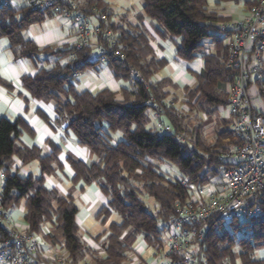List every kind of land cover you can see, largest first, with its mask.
<instances>
[{
    "label": "clouds",
    "instance_id": "1",
    "mask_svg": "<svg viewBox=\"0 0 264 264\" xmlns=\"http://www.w3.org/2000/svg\"><path fill=\"white\" fill-rule=\"evenodd\" d=\"M182 2L0 0V95L23 106L18 117L0 106V127L19 126L22 133L34 137L29 123L32 109L46 105L48 111L40 112L43 121L54 130L63 129L59 137L53 134L41 147L19 145L20 158L31 163L16 179L21 185L31 184L24 199L35 198L37 189H48L44 207L55 214L52 219L69 209L64 215L73 232L70 196L79 193L82 185L93 191L102 189L106 200L116 206L131 199L130 190L143 193L161 161L172 162L165 160L170 156L179 157L176 163L181 165L190 161L191 171L200 169L201 179L217 168L221 172L250 168V187L264 188V78L253 79L257 72L264 76V57L256 71H251L257 64L255 56L247 72L242 66L234 67L235 60L225 64L212 53L219 51L216 45L225 41L231 29L193 23L197 16L227 18L235 10L238 15L233 26L247 17L258 22L248 28L253 32L264 28V0H248L247 4L245 0H220L219 6L213 0H193L198 8L191 17L183 16L179 8ZM175 13L179 15L171 19ZM54 24L60 28L56 42L41 44L33 38ZM227 42L231 44L230 39ZM158 46L167 49V55H162ZM174 63L189 67L187 85L174 79ZM193 63L201 65L199 71H191ZM101 70L110 73L116 86L85 87L84 78L99 75ZM233 79L235 83L228 82ZM252 89L255 96L249 95ZM224 136L239 137L240 142L225 145L221 141ZM68 141L86 149L87 158L69 152ZM196 145L208 159H193ZM220 155L224 159H216ZM7 163L11 165V161ZM41 167L63 184L59 191L51 190L50 182L37 179L42 177ZM29 170L34 172L31 178ZM15 171L11 165V172ZM11 172L0 169V199L5 192L18 194L16 187L9 192L5 185L4 177H11ZM241 191L247 193V189ZM246 199L247 195L240 197L241 201ZM236 214L243 215V210ZM194 231L196 235L188 237L193 241L201 229ZM258 232L262 234H250L229 245L231 259L223 264H264V230ZM76 234L83 237L82 231ZM119 238L117 233L115 239ZM21 240L24 243L17 257L30 250L35 253L31 237L15 230L9 240H0V250L6 253L11 241L20 245ZM86 255L100 264L96 254ZM28 258L48 264L34 255ZM62 258L66 259L61 255L57 264ZM10 264H19V260Z\"/></svg>",
    "mask_w": 264,
    "mask_h": 264
},
{
    "label": "trees",
    "instance_id": "2",
    "mask_svg": "<svg viewBox=\"0 0 264 264\" xmlns=\"http://www.w3.org/2000/svg\"><path fill=\"white\" fill-rule=\"evenodd\" d=\"M214 2L219 6L220 0H214ZM245 3L247 4L248 0H245ZM202 6L203 5H200V7ZM179 8L183 16L191 17L196 15L198 6L193 3V0H183V2L179 4ZM178 15L179 13L173 14L171 19H176ZM222 19L223 18L208 20L197 16L196 19L193 20V23H203L205 25L211 23L213 27L217 28V23L219 21L221 22ZM222 46V42L217 44L216 47L219 48V51L214 52L212 55L219 56L220 60L225 63L226 50ZM232 81L233 80H230L228 82L231 83ZM221 131H223V129H221ZM20 135L21 131L19 126L0 127V169L11 172V165L14 163V158L20 160L22 165L31 162L25 163L19 156V152L21 151L19 148ZM225 140H228V142H225ZM221 141L226 145L235 141V139L234 137L224 136L221 137ZM188 147L191 149L193 146L188 145ZM222 151L223 149H221V152ZM201 156L208 159L207 154L200 149L199 145H196L193 159H199ZM168 159H171L172 162L167 163L161 161L158 165L159 171L152 176L150 183L144 185L143 193L130 190L131 199L124 200L116 206H113L111 202L107 201L106 206L97 213L96 218L101 220V224H105L112 214L119 215L121 219L119 223H110L107 231L94 239L102 255L99 254L98 250L89 246L84 240L83 244L80 243L82 238L76 234L79 232V226L76 222L78 208L74 204L72 195L70 196V200L72 201V208L74 209L73 220L76 228L75 232L71 230L69 220L64 215L69 209H64L60 216L52 219L51 217L55 214L48 212L44 207V202H46L45 194L49 191L48 189H45L44 192H40V190L37 189L35 198L29 196L27 199H24L27 195V189L31 187V184L29 182L25 185H21L20 180L16 179V177L19 176L17 170L11 172V177L5 176L4 180L5 185L8 187V191L10 192L11 187H16L18 194L13 196L5 192L0 201L1 209L2 212L10 215V213L19 206H23V223L27 226L28 232L35 236H41L48 246L63 251V254L66 255L65 257L71 259L74 263L96 264V260L86 255V253H94L96 254V259L100 261V264H125L129 260V256L133 252V248L139 237L142 238L147 247L157 252L159 251L158 249H160L161 245L158 241V236L162 228L173 219L175 202H184L189 196L187 187L181 186L177 179L170 180L161 173L160 167L163 164H170L173 166L180 179H184L189 184H193L196 187L206 185L214 175L219 173V168H217L207 177L201 179L203 174L200 169H196L193 173L191 171L192 165L190 161L181 165L176 163L179 157L173 158L170 156L165 158V160ZM216 159L218 158L216 157ZM7 161H11V165L7 163ZM40 171L42 177H38L37 179L43 183L44 175H53L52 173L45 172L43 167L40 168ZM28 177L31 178L32 175H28ZM85 184H87V182H85ZM51 190L55 191L54 189ZM100 192L104 197L107 196V193L102 189ZM144 198L150 199L154 204L152 209L144 201ZM245 205L247 209H257L259 213L249 221L241 224L232 223L230 225L233 233L237 232L239 229L244 230V235L237 238V241L247 239L250 234L253 236L262 234L258 231L264 230V189L247 198ZM49 207H51L50 204ZM57 212H60V209H57ZM62 217L63 222L61 221ZM65 225L69 226L65 227ZM44 227L49 229V233L46 235L43 234ZM195 227L206 231L202 246L208 264H223L225 260L231 259L227 249L229 245L236 241L234 236H232L233 234H231L230 230H228L222 222L212 219L206 223H198ZM117 233H119V239H115ZM105 234L106 236L101 240L102 236ZM6 238V231L0 227V240H6ZM85 245L87 246L85 247ZM77 258L79 259L77 260Z\"/></svg>",
    "mask_w": 264,
    "mask_h": 264
},
{
    "label": "built area",
    "instance_id": "3",
    "mask_svg": "<svg viewBox=\"0 0 264 264\" xmlns=\"http://www.w3.org/2000/svg\"><path fill=\"white\" fill-rule=\"evenodd\" d=\"M233 20L231 19L217 25L218 29L222 31H231L228 33L225 41L222 42L224 49L226 50L225 64L229 59L235 60L234 67H243L245 71H249L248 65L251 63L253 56L256 57L257 64L251 71H256L259 68L262 57H264V28L256 29L253 32H249L248 28L252 23H258L256 21L248 20L245 17L243 20L237 21L233 26ZM251 37V39H249ZM231 40V44L227 40ZM247 44V47H245ZM259 54V55H257ZM244 60V64L241 65L240 61ZM264 71V70H262ZM236 75H239L237 71ZM256 78H264L261 76V72H257ZM231 83H235V79ZM250 96L256 95V90L252 89L249 93ZM259 121H257L258 123ZM231 127V125L229 126ZM235 141L239 143V137H234ZM228 142V140H225ZM218 159H224L223 155L217 157ZM259 159V158H257ZM264 168V166H261ZM250 168H238L235 170H225L214 175L206 185L202 187H196L193 184H189L186 180L178 178L181 186L187 187L189 196L184 202L176 201L174 204V217L169 221L158 236V241L163 251L162 256H154V264H208L205 252L203 250V240L206 235V231L201 230L200 235L195 241L188 239V237L195 236L196 224L206 223L212 219L220 221L224 225H231L232 223H244L249 221L253 217L257 216L259 211L257 209L250 210L246 208L245 201L240 200V197L247 195V198L253 196L256 192L264 189H255L250 187L253 181L249 179L248 173ZM241 188L247 189V193L241 191ZM227 189H235V191H227ZM1 201V199H0ZM240 210H243V215H237ZM10 215L2 212L0 205V227L6 231V240H9L13 230L18 235L27 234L31 237V243L35 249V253L31 250L28 253H24L16 256V253L20 251V246L23 245V240L20 241V245H17L15 241H11L7 245V252H0V261L9 262L13 259H18L19 264H38V259H29V255H34L40 260L48 261V264H57V258L60 254L53 256H47L43 253L41 242H39L35 235L28 232L27 226L24 224L20 228L10 226ZM49 233V229L44 227L43 234ZM197 249V251H193ZM42 254V255H40ZM65 257V256H63ZM203 257V258H202ZM153 261V260H152ZM59 264H82L74 263L71 259H61Z\"/></svg>",
    "mask_w": 264,
    "mask_h": 264
},
{
    "label": "crops",
    "instance_id": "4",
    "mask_svg": "<svg viewBox=\"0 0 264 264\" xmlns=\"http://www.w3.org/2000/svg\"><path fill=\"white\" fill-rule=\"evenodd\" d=\"M225 11H228V9H225ZM233 11V15L227 17V20L229 19H236L238 14L234 15L235 10ZM34 39H36L41 44H49L56 42L60 38V28L58 25L54 24L47 32L45 33H38L35 34ZM158 51L161 52L162 55H167V49L163 48L162 46H158ZM201 65L199 63H193L191 64V71L196 72L199 71ZM19 69H17L18 71ZM172 74L176 81L181 82L185 85L189 83V81L186 79V77L189 74V67L187 65H184L182 63H174L172 65ZM85 87L87 88H95L98 86H109L114 87L115 82L111 78L110 73H105L103 71L100 72L99 75L92 74L91 76H86L84 80L82 81ZM0 106H3L7 108L9 113L16 114L17 117L19 116V113L23 111V106H18L16 102L12 101L8 96L6 95H0ZM32 111L34 112V115H32L29 119V123L31 126L32 131L35 133V136L33 137L31 134H25L21 132V135L19 136V143L24 144L27 146V144H33V147H41L43 144L47 143L50 136L53 134H56L58 137L61 133H63V129H53L48 126L46 122L43 121L42 116L40 115L41 111H48L47 106H40L36 105L33 107ZM33 140L38 141V143H33ZM67 143V149L69 152H78L82 157L85 159L87 158V151L86 149L80 147L79 145L73 144L70 141ZM18 159L14 158V163L16 170L20 174L21 169L27 168L28 164L22 165L20 162L19 164L16 163ZM31 163V162H30ZM28 175H34V172L29 170L27 172ZM44 183L50 182L52 189L55 191H59L60 188L63 187V184H60L56 177L54 175L52 176H43ZM74 204L78 208V213L76 215V220L78 218L77 224L78 226L81 223L86 222L88 218H90L92 212L98 210V212L107 204L106 197L102 195V193L99 191H93L90 187H85L84 185L81 186V189L79 193L72 194ZM97 212V213H98ZM97 213L94 215V219L99 221L101 223V220L96 218ZM23 216H24V207L19 206L16 210L12 211L10 213V223H14L18 225L20 228L24 225L23 223ZM10 224V225H11ZM80 230V229H79ZM107 230H103L102 233L96 234L94 237L88 236L87 241H85L89 246H91L93 249L98 250L99 254L102 255V252L99 249V246L97 243H95L94 239L102 235ZM107 234V233H106ZM102 236L101 240L106 236ZM38 237V238H37ZM37 240L41 242L42 249L44 250L43 253L47 256H53L56 254H60V250H56L55 248H52L46 244V242L41 238V236H36ZM140 246V245H139ZM142 247L146 248V244L142 242ZM146 246V247H145ZM53 252V253H50ZM135 253H132L129 256L128 264H154L152 262L153 258L146 260V262L142 259V256L140 257L141 253L139 255ZM126 264V263H125Z\"/></svg>",
    "mask_w": 264,
    "mask_h": 264
},
{
    "label": "rangeland",
    "instance_id": "5",
    "mask_svg": "<svg viewBox=\"0 0 264 264\" xmlns=\"http://www.w3.org/2000/svg\"><path fill=\"white\" fill-rule=\"evenodd\" d=\"M213 2H214V0H213ZM215 3V2H214ZM235 14H238V13H236V12H234V15ZM226 19L227 18H223L222 19V21L220 22H218L217 23V25L218 24H221V23H223V22H225L226 21ZM229 20V19H228ZM227 20V21H228ZM231 20V19H230ZM223 47V46H222ZM205 54H208L207 52L205 53ZM213 54V53H212ZM101 71H103V72H105V73H108L106 70H101ZM177 99H179V97H177ZM160 171H161V173L162 174H164L168 179H178L179 178V175L177 174V171L173 168V166H171L170 164H163L161 167H160ZM144 201L147 203V205L152 209V207H153V203L150 201V199H147V198H144ZM98 212V210H96L95 212L93 211L92 212V214H91V216H90V218H88L87 220H86V222H84V223H81L80 225H79V232L80 231H82L83 232V237H81L84 241H87V238H88V236H90V237H94L96 234L98 235V234H100V233H102L103 232V230H107L108 229V225L110 224V223H119L120 221H121V219H120V216L119 215H117V214H115V217L116 218H114V214H112L110 217H109V219H108V221L105 223V224H101L99 221H97V220H95L94 219V215L96 214ZM118 218V219H117ZM76 221H78V218H77V220ZM237 223V222H236ZM11 224V223H10ZM237 224H239V223H237ZM11 227H18V225H16V224H14V223H12L11 225H10ZM226 226V228L228 229V230H230V232H231V234H233L232 236H234V239H235V241H237V238H239V237H241L242 235H244V230L243 229H239L237 232H235V233H233V231H232V228L230 227V225H225ZM38 238V237H37ZM142 242H143V240H142V238H138L137 239V241H136V243H135V246H134V248H133V252L132 253H135V252H137L136 254L137 255H139L140 253H141V255H140V257L142 256V259L146 262V260H149V259H151V258H153V261L152 262H155V260H154V256H158L159 255V257L160 256H162V254H163V251H161L160 253H157L155 250H153L152 248H149V247H146V248H144V247H142L141 245H142ZM140 245V246H139ZM161 248L162 247H160V249H158V250H161ZM50 253H53V252H50ZM62 256H66V255H64L63 254V251H60L59 252ZM131 253V254H132ZM127 262H130L129 260L127 261ZM126 264H128V263H126Z\"/></svg>",
    "mask_w": 264,
    "mask_h": 264
}]
</instances>
